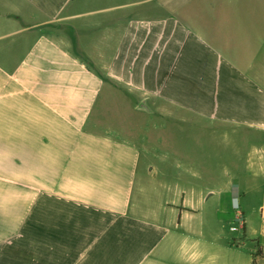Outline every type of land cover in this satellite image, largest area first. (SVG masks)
I'll list each match as a JSON object with an SVG mask.
<instances>
[{
  "label": "crops",
  "instance_id": "0c3cea01",
  "mask_svg": "<svg viewBox=\"0 0 264 264\" xmlns=\"http://www.w3.org/2000/svg\"><path fill=\"white\" fill-rule=\"evenodd\" d=\"M189 175L241 207V263ZM0 224V264H264V0H0Z\"/></svg>",
  "mask_w": 264,
  "mask_h": 264
},
{
  "label": "rangeland",
  "instance_id": "374dc122",
  "mask_svg": "<svg viewBox=\"0 0 264 264\" xmlns=\"http://www.w3.org/2000/svg\"><path fill=\"white\" fill-rule=\"evenodd\" d=\"M115 112H110L111 115ZM109 115V118L112 116ZM184 134H178V132H172L170 135H167L170 146L174 147V150L184 151L188 153L192 160L197 162L199 157V143L196 140L197 136L200 135L198 129L194 127L184 128ZM208 177V176H207ZM189 187L195 188L196 190V201L193 202L192 197V207L194 205L195 215L190 219V225L199 226V230L203 235L200 237L202 246L212 249H217L222 253L225 251L227 246H232L237 249V260L241 263L242 259L240 256H244L248 252L249 245H244L243 240V231H231L230 228L234 227V212L233 207L231 210L227 207L224 199L221 201V204H213V200L218 197V183L211 182L213 178H207L206 184H203L201 181L197 180V176L188 177ZM211 180V181H209ZM191 194V191H190ZM205 196V200L202 201V196ZM201 198V199H198ZM241 209V207H240ZM3 213L17 215H24L26 209L22 207H13V208H2ZM3 225V224H0ZM7 225V224H4ZM14 227L17 225L16 221L13 223ZM10 224L7 225L9 227ZM38 228V224H34L30 229L35 230ZM232 252V256L234 255ZM224 255V253H223Z\"/></svg>",
  "mask_w": 264,
  "mask_h": 264
},
{
  "label": "built area",
  "instance_id": "2783aa9c",
  "mask_svg": "<svg viewBox=\"0 0 264 264\" xmlns=\"http://www.w3.org/2000/svg\"><path fill=\"white\" fill-rule=\"evenodd\" d=\"M233 209L235 210L234 212V224L235 226L230 228L231 231H237V230H242L243 229V225H244V216H243V212L240 209V206L235 203L233 205Z\"/></svg>",
  "mask_w": 264,
  "mask_h": 264
},
{
  "label": "trees",
  "instance_id": "16d2710c",
  "mask_svg": "<svg viewBox=\"0 0 264 264\" xmlns=\"http://www.w3.org/2000/svg\"><path fill=\"white\" fill-rule=\"evenodd\" d=\"M243 230V229H242Z\"/></svg>",
  "mask_w": 264,
  "mask_h": 264
}]
</instances>
